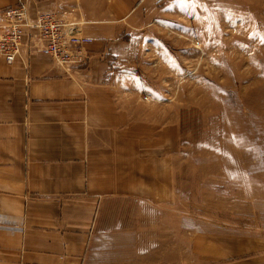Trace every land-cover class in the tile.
<instances>
[{"label":"rangeland","instance_id":"obj_1","mask_svg":"<svg viewBox=\"0 0 264 264\" xmlns=\"http://www.w3.org/2000/svg\"><path fill=\"white\" fill-rule=\"evenodd\" d=\"M142 7L105 75L122 184L99 214L154 264H226L264 233V0Z\"/></svg>","mask_w":264,"mask_h":264},{"label":"crops","instance_id":"obj_2","mask_svg":"<svg viewBox=\"0 0 264 264\" xmlns=\"http://www.w3.org/2000/svg\"><path fill=\"white\" fill-rule=\"evenodd\" d=\"M23 1L30 18L54 11L93 40L87 62L69 72L42 52L0 56V264H154L151 249L123 247L130 233L99 214L122 184L106 154L114 138L105 75L123 46L122 18L137 25L144 0ZM16 2L0 0V10ZM226 264H264V233Z\"/></svg>","mask_w":264,"mask_h":264},{"label":"built area","instance_id":"obj_3","mask_svg":"<svg viewBox=\"0 0 264 264\" xmlns=\"http://www.w3.org/2000/svg\"><path fill=\"white\" fill-rule=\"evenodd\" d=\"M0 18V56L7 62L26 59L23 51L28 56L42 52L69 72L89 58L86 45L93 38L73 30L75 20L45 9H37L30 18L23 0L0 10Z\"/></svg>","mask_w":264,"mask_h":264}]
</instances>
